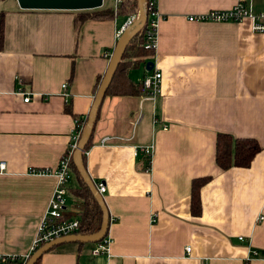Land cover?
I'll return each instance as SVG.
<instances>
[{
  "label": "crops",
  "instance_id": "0c3cea01",
  "mask_svg": "<svg viewBox=\"0 0 264 264\" xmlns=\"http://www.w3.org/2000/svg\"><path fill=\"white\" fill-rule=\"evenodd\" d=\"M237 1L155 0L160 20L148 60L162 73L159 96L105 95L84 152L88 176L106 187L109 253L92 256L95 243L68 242L39 264H245L252 249L259 256L248 264H264V33L249 19L188 20ZM247 3L264 11V0ZM79 13L0 1L1 253L30 249L57 184L55 175L32 170L56 169L75 117L87 119L91 110L110 59L104 54L111 56L116 31L135 16L81 22ZM130 71L136 85L151 72L134 81ZM219 133L257 140L261 150L249 167L217 166ZM150 145L147 169L136 148ZM201 177L210 179L195 216L191 184ZM79 184L72 171L64 215L78 220Z\"/></svg>",
  "mask_w": 264,
  "mask_h": 264
},
{
  "label": "built area",
  "instance_id": "2783aa9c",
  "mask_svg": "<svg viewBox=\"0 0 264 264\" xmlns=\"http://www.w3.org/2000/svg\"><path fill=\"white\" fill-rule=\"evenodd\" d=\"M1 1V0H0ZM111 3L112 10L116 14L118 5L120 4L121 0H108ZM104 3V0H103ZM155 4V0L152 1ZM145 8V4H144ZM150 19V27L151 31L147 33V46L146 47H153L155 46V33L158 22L160 20V14L156 9H154L151 14ZM136 16H131L128 18L125 25L116 31V38L118 39L123 31L129 27L132 22L135 20ZM244 19H249L251 21V27L256 32L264 33V11L255 12L252 6L247 3V0H238L236 4L224 10H210L206 13L200 15L190 16L188 20L190 21H210V22H228V21H235L239 22ZM105 57L110 58L108 53L104 54ZM162 81V73L158 70H153L147 73L141 80L140 85L142 89V96L144 99L155 100L160 93V85ZM67 87V83L62 84V89ZM30 100V94H26L23 101L28 102ZM141 114L136 118V123L140 120ZM153 122L158 123L160 122L157 116H153ZM84 123L81 122L79 117L75 118V128L74 132L71 135L70 143L64 155L61 157L56 169L52 171H45V170H32V172H39V173H48L55 175L57 178V184L53 189L51 194L48 208L46 213L44 214L41 222L38 226L36 237L33 240L30 249L23 254H5L0 252V264H24L31 254L41 247L42 245L53 241L59 237L70 235V234H80V223L78 219L75 218H68L65 217V204H66V195H67V183L72 176V155L78 143V140L81 136V133L84 128ZM162 128H166V125H163ZM153 146H144V147H137L136 153H143L148 162H150V158L153 152ZM4 169V164L0 163V170ZM97 191L100 194H103L106 190V187L103 183H98L96 185ZM260 219L263 217L260 216ZM156 217L154 214L151 215V222H155ZM109 245L110 239L108 237H104L99 242L94 244V247L91 250L92 256L98 255H107L109 253ZM191 248L187 246L185 248L186 254L190 253ZM259 253L257 250L252 249L250 251L249 257L246 259L245 264H248L252 258L258 257Z\"/></svg>",
  "mask_w": 264,
  "mask_h": 264
},
{
  "label": "trees",
  "instance_id": "16d2710c",
  "mask_svg": "<svg viewBox=\"0 0 264 264\" xmlns=\"http://www.w3.org/2000/svg\"><path fill=\"white\" fill-rule=\"evenodd\" d=\"M152 1L153 0H144L146 12L145 23L126 46L122 58L120 59V62L107 88L106 95L121 96L143 94L141 85L134 84L130 80L128 72L131 69L138 67L140 64L145 66L147 61H151L148 59L154 54L153 47H146L148 43L147 33L151 31L150 14L154 9H156ZM76 12H81L77 16V21L81 22L86 19H114L119 15H137L138 3L137 0H121L116 14L112 8L93 9L91 11L81 10ZM2 35L3 28L2 21L0 20V40ZM81 122L85 124L86 119L81 120ZM88 146L89 142L85 146L84 152ZM260 150L261 146L254 138H234L229 134L219 133L216 138L215 162L222 170H226L233 166L247 168L251 165L253 158L260 152ZM84 152L82 153L83 161ZM71 166L72 171L75 173L80 182L78 193V197L80 198L81 202L80 206L82 207V214L79 218L80 232L83 234H91L99 229L102 219V212L91 191L77 172L73 161ZM147 167V169L150 168V162H148V160ZM209 179V177H201L192 181L190 210L195 216L199 215L201 212L200 188ZM40 258L35 264H39Z\"/></svg>",
  "mask_w": 264,
  "mask_h": 264
},
{
  "label": "water",
  "instance_id": "95a60500",
  "mask_svg": "<svg viewBox=\"0 0 264 264\" xmlns=\"http://www.w3.org/2000/svg\"><path fill=\"white\" fill-rule=\"evenodd\" d=\"M18 6L25 10H67V11H81V10H93L102 7L103 0H17ZM138 13L132 24L127 27L121 36L117 39L116 45L110 56L107 70L99 84L96 91L94 101L91 110L87 116L86 123L84 125L81 136L78 140L76 148L72 155L73 164L81 176L83 182L91 191L97 204L102 212V219L99 229L91 234H70L59 237L46 243L36 249L28 260L24 264H35L36 261L42 256L43 253L49 251L53 247L63 243H96L107 236V228L109 222L108 211L103 201L102 195L97 191L91 178L88 176L84 167L82 153L84 148L90 140L96 116L102 103L104 96L106 95L107 88L111 82L114 72L122 58V55L132 37L141 29L146 20V12L144 8V0H137ZM146 71H151L154 68L152 61H147Z\"/></svg>",
  "mask_w": 264,
  "mask_h": 264
},
{
  "label": "rangeland",
  "instance_id": "374dc122",
  "mask_svg": "<svg viewBox=\"0 0 264 264\" xmlns=\"http://www.w3.org/2000/svg\"><path fill=\"white\" fill-rule=\"evenodd\" d=\"M2 1V0H1ZM104 4H105V6H108L109 4H111L110 3V1H108V0H104ZM136 16V15H135ZM144 72H146L145 71V69H144V67H143V65H139L138 67H136V68H134V69H132L131 71H130V75L133 77V78H135V79H133L134 81H136L138 78H140V76L144 73Z\"/></svg>",
  "mask_w": 264,
  "mask_h": 264
}]
</instances>
